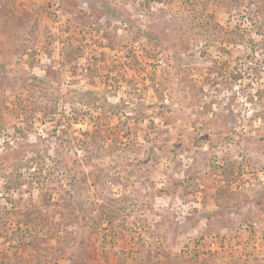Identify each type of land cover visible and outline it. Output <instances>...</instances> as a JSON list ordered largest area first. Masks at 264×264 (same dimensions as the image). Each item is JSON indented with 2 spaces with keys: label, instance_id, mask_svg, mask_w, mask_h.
<instances>
[{
  "label": "rangeland",
  "instance_id": "rangeland-1",
  "mask_svg": "<svg viewBox=\"0 0 264 264\" xmlns=\"http://www.w3.org/2000/svg\"><path fill=\"white\" fill-rule=\"evenodd\" d=\"M0 264H264V0H0Z\"/></svg>",
  "mask_w": 264,
  "mask_h": 264
},
{
  "label": "built area",
  "instance_id": "built-area-1",
  "mask_svg": "<svg viewBox=\"0 0 264 264\" xmlns=\"http://www.w3.org/2000/svg\"><path fill=\"white\" fill-rule=\"evenodd\" d=\"M215 243H210V246L212 247V248H214L215 247Z\"/></svg>",
  "mask_w": 264,
  "mask_h": 264
}]
</instances>
